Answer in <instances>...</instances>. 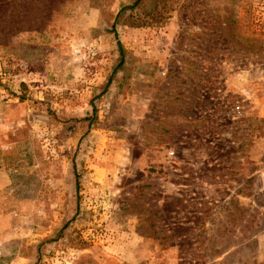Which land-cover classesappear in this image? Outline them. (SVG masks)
Segmentation results:
<instances>
[{
    "label": "rangeland",
    "instance_id": "rangeland-1",
    "mask_svg": "<svg viewBox=\"0 0 264 264\" xmlns=\"http://www.w3.org/2000/svg\"><path fill=\"white\" fill-rule=\"evenodd\" d=\"M132 1L0 0V264H264V0Z\"/></svg>",
    "mask_w": 264,
    "mask_h": 264
},
{
    "label": "crops",
    "instance_id": "crops-1",
    "mask_svg": "<svg viewBox=\"0 0 264 264\" xmlns=\"http://www.w3.org/2000/svg\"><path fill=\"white\" fill-rule=\"evenodd\" d=\"M184 64V62H181ZM184 84V83H182ZM184 89V87L182 88ZM176 95H179L180 98H176L175 101H176V110L174 111L175 113L171 112V119L174 117L175 120H173L174 122L173 123H177L178 121H184L185 117L187 115V113H189L191 111L192 108H189V102H187L186 100H184L185 98V93L184 92H181L179 94H176ZM194 117V116H193ZM195 118V117H194ZM199 118V117H198ZM169 120V119H168ZM172 121V120H170ZM162 122V121H161ZM168 123V121H164L162 122L160 125H166ZM180 125V124H179ZM162 126H159V127H162ZM142 132V131H141ZM148 132H151V134H158V133H166L165 130L161 129L159 130L157 127H153L151 126L150 129H148ZM148 137H151L149 138V144H147V146L144 147L145 150V155H144V159H147L148 161L147 162H150V163H154L156 162L159 158H158V154L156 153L158 151V148H159V143H162L164 141H160V140H154L155 138L153 137V135H149L148 134ZM161 137V136H160ZM163 137V136H162ZM165 143V142H164ZM181 142L177 141L176 144H179Z\"/></svg>",
    "mask_w": 264,
    "mask_h": 264
},
{
    "label": "trees",
    "instance_id": "trees-1",
    "mask_svg": "<svg viewBox=\"0 0 264 264\" xmlns=\"http://www.w3.org/2000/svg\"><path fill=\"white\" fill-rule=\"evenodd\" d=\"M140 0H133L131 3L129 4H124L120 7L119 11L117 12V14L115 15L114 19H113V23L111 24V29H113L114 31V25L118 22V19L120 17V14L126 9V8H131L133 7V5L137 4ZM128 23H131V22H128ZM116 44H117V49H118V53H119V57H118V60H117V63L115 64L114 68L112 69L111 71V75L116 71V69L122 67V64L124 62V59H123V48L120 44V42L117 40L116 41ZM110 79V77H109ZM109 80H107L106 83H108ZM106 85V84H105ZM19 99H21V97H19Z\"/></svg>",
    "mask_w": 264,
    "mask_h": 264
},
{
    "label": "built area",
    "instance_id": "built-area-1",
    "mask_svg": "<svg viewBox=\"0 0 264 264\" xmlns=\"http://www.w3.org/2000/svg\"><path fill=\"white\" fill-rule=\"evenodd\" d=\"M167 155H168L170 158H173V157H174V151H173V150H169V151H167Z\"/></svg>",
    "mask_w": 264,
    "mask_h": 264
}]
</instances>
